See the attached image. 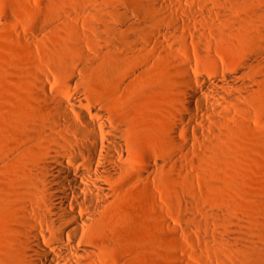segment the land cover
<instances>
[{
    "label": "rangeland",
    "instance_id": "1",
    "mask_svg": "<svg viewBox=\"0 0 264 264\" xmlns=\"http://www.w3.org/2000/svg\"><path fill=\"white\" fill-rule=\"evenodd\" d=\"M67 1L28 0L26 8L19 0L0 2V157L10 155L34 122L36 82L43 71L65 89L79 83L90 93L92 88L96 94L101 90L106 103L115 96L105 76L70 77L62 72L57 57L80 33L94 41L136 35L125 27L132 20L134 28L152 37L157 53L154 60L144 59L149 51L144 38L139 39L141 46L134 50L131 64L140 65L142 77L119 90L124 95L120 105L143 112L132 123L159 168L154 199L141 183L123 188L127 191L114 205L111 222L94 230L90 243L101 254L100 264H264V98L254 93L264 91V0H204L198 14L175 10L180 28L167 19L174 10L162 11L153 0ZM176 1L196 6L194 0ZM224 1L229 2L225 9ZM219 8L221 18L214 15ZM158 20L167 35L157 37ZM45 21L52 26L43 30ZM91 26L101 33L90 31ZM35 30H42L35 44L18 36V32L32 36ZM175 45L178 51H173ZM161 47L180 57V65H187L202 82L194 84L201 100L188 96L194 112L184 113L186 147L173 143L169 135L177 125L182 94L177 88V66ZM90 50L93 55L96 48ZM107 57L100 58V64H107ZM227 77L234 80L231 95L235 98L229 103L212 101ZM201 103L211 110L208 115L200 111ZM214 107L220 112H212ZM211 118L216 123L204 127L201 119ZM180 130L178 136L185 139ZM19 159L5 169L6 177H0V259L3 254L13 255L15 249L6 237L9 206L1 197L14 194L6 178L23 166L24 160ZM16 263L25 264L20 257Z\"/></svg>",
    "mask_w": 264,
    "mask_h": 264
},
{
    "label": "bare ground",
    "instance_id": "2",
    "mask_svg": "<svg viewBox=\"0 0 264 264\" xmlns=\"http://www.w3.org/2000/svg\"><path fill=\"white\" fill-rule=\"evenodd\" d=\"M153 1L162 11L174 10L167 19L177 28L182 27V23L175 10L198 14V7L204 3V0H194L196 6L187 7L176 0ZM19 2L22 8L27 7L28 0ZM228 3L224 1L221 7L225 9ZM122 11L129 18L130 12ZM200 11V15L204 16L205 11ZM214 15L221 18L223 13L219 8ZM129 22L125 27L136 35L123 39L99 37L94 41L88 35L84 37L82 34L81 37L80 33L78 39L66 43V49L57 57L61 59L62 72L70 77L84 80L92 74L105 76L106 84L116 92L109 102L108 96H104L106 103L102 97L106 94L97 88L101 92L96 94L93 88L90 93L79 83L72 88L69 85H65L66 89L60 87L61 84L51 82L45 71L37 80L35 120L23 131L21 140L15 142L10 155L0 157V177L7 176L3 174L5 169L10 168L17 157L24 160L23 166H17L6 178L14 188L13 196L1 197L9 206L6 237L15 249L13 255L3 254L0 264H17L19 257L24 259L25 264H100L101 254L91 245L90 239L95 229L111 222L114 205L127 191L123 188L141 183L147 189L148 197L154 199L159 168L157 158L148 151L146 139L135 133L132 123V119L143 112L137 107L134 110L124 109L120 105L124 95L118 93L142 77L140 65L131 64L136 55L134 50L141 46L139 39L144 38V48L149 51L144 59L154 60L157 47L151 36L134 28L132 20ZM49 23H43V30L52 26ZM121 23L124 25V21ZM156 25L157 37L167 35L162 22L158 20ZM41 31L35 30L32 36L18 32V36L35 44ZM90 31L101 33L100 28L95 26H91ZM94 47V54L97 53L93 56L90 49ZM161 49L169 52L164 47ZM173 51H178L177 45ZM106 54L109 62L100 64V58ZM168 55L177 66L176 72L180 75V87L177 88L182 94L180 111L175 115L177 125L169 135L173 143L186 147L188 118L184 113L194 112L190 98L201 100V93L194 88V84L202 82L188 71L187 65H180L182 61L174 52ZM256 55L259 57L260 51ZM208 58L217 64L212 55ZM227 80L226 84L217 88V95L212 96V101L218 103L221 99L229 103L235 98L231 95L234 80L232 77H227ZM227 93L230 94L224 96ZM254 93L264 98L262 89H256ZM114 107L120 115L114 113ZM200 111L208 115L211 110L201 103ZM212 112H220V108L214 107ZM201 122L205 127L209 123L215 124L216 119L211 118L208 122L201 119ZM178 128L185 133V139L178 136ZM3 189L8 191L7 187ZM261 208L264 209V200ZM44 242L46 246L42 247Z\"/></svg>",
    "mask_w": 264,
    "mask_h": 264
}]
</instances>
